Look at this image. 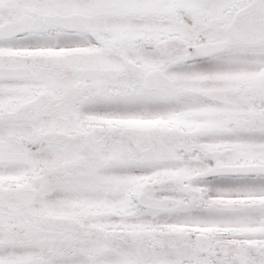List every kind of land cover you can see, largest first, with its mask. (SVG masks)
Wrapping results in <instances>:
<instances>
[{"label": "snow or ice", "instance_id": "obj_1", "mask_svg": "<svg viewBox=\"0 0 264 264\" xmlns=\"http://www.w3.org/2000/svg\"><path fill=\"white\" fill-rule=\"evenodd\" d=\"M0 264H264V0H0Z\"/></svg>", "mask_w": 264, "mask_h": 264}]
</instances>
